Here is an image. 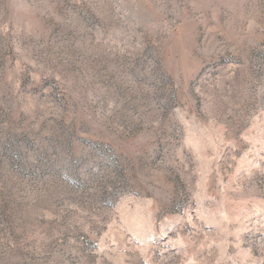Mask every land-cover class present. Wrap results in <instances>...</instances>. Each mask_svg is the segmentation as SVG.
I'll return each instance as SVG.
<instances>
[{
    "label": "rangeland",
    "instance_id": "374dc122",
    "mask_svg": "<svg viewBox=\"0 0 264 264\" xmlns=\"http://www.w3.org/2000/svg\"><path fill=\"white\" fill-rule=\"evenodd\" d=\"M0 264H264V0H0Z\"/></svg>",
    "mask_w": 264,
    "mask_h": 264
}]
</instances>
